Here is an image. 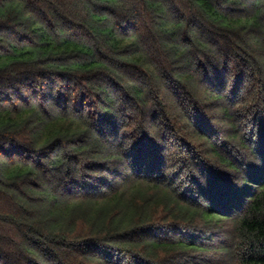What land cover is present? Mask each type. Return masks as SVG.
Masks as SVG:
<instances>
[{"label": "trees", "instance_id": "1", "mask_svg": "<svg viewBox=\"0 0 264 264\" xmlns=\"http://www.w3.org/2000/svg\"><path fill=\"white\" fill-rule=\"evenodd\" d=\"M0 264H264V0H0Z\"/></svg>", "mask_w": 264, "mask_h": 264}, {"label": "rangeland", "instance_id": "2", "mask_svg": "<svg viewBox=\"0 0 264 264\" xmlns=\"http://www.w3.org/2000/svg\"><path fill=\"white\" fill-rule=\"evenodd\" d=\"M198 224H199V225H198ZM198 224H193V225H192L193 228H194L196 225H198V227H202V226H204L202 222H200V223H198ZM184 226H185V225H182V228H183ZM228 228H230V227H228ZM192 254H193V255H196V256H197V255H198V256H203V255H204V256L208 257V259L211 258L212 260H213V258H214V257H212L213 254H212V255H211V254H203V253H197V252H195V251H193ZM218 257H219L220 259H224V258H225L223 255L218 256ZM216 262H217V261H216Z\"/></svg>", "mask_w": 264, "mask_h": 264}]
</instances>
